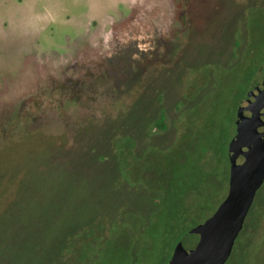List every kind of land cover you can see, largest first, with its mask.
Instances as JSON below:
<instances>
[{
    "label": "rangeland",
    "instance_id": "obj_1",
    "mask_svg": "<svg viewBox=\"0 0 264 264\" xmlns=\"http://www.w3.org/2000/svg\"><path fill=\"white\" fill-rule=\"evenodd\" d=\"M154 3L0 0V264H168L225 200L237 109L264 59V0H178L169 51L146 46L131 83L73 77L47 92L69 49L100 57L132 42ZM225 264H264V184Z\"/></svg>",
    "mask_w": 264,
    "mask_h": 264
},
{
    "label": "water",
    "instance_id": "obj_2",
    "mask_svg": "<svg viewBox=\"0 0 264 264\" xmlns=\"http://www.w3.org/2000/svg\"><path fill=\"white\" fill-rule=\"evenodd\" d=\"M256 98L264 106V92ZM245 110L252 108L238 109L236 135L228 148V194L210 218L189 231L188 235L198 237L197 245L186 250L178 243L168 264H225L231 256L256 194L264 184V132H258L263 124L257 112L246 117ZM240 156L244 157L242 164L237 163Z\"/></svg>",
    "mask_w": 264,
    "mask_h": 264
},
{
    "label": "flooded vegetation",
    "instance_id": "obj_3",
    "mask_svg": "<svg viewBox=\"0 0 264 264\" xmlns=\"http://www.w3.org/2000/svg\"><path fill=\"white\" fill-rule=\"evenodd\" d=\"M154 4L156 5V10L153 17H149V13L145 9H142L145 5L139 10L141 13L138 11V22L132 27L136 29L131 30V32L134 31L136 33H130L133 40L132 42L129 41V36L125 41H119L117 39V43L110 46L107 49L108 52H105V55L100 57H98L100 54H98L97 50L90 52L88 51V48H86L87 46L76 45L69 49V52L62 57V61L65 62L64 67L61 66V77L64 78V83L59 85L58 80H55L53 77L55 75L50 76L53 78H51V82H49L47 92H55L56 90L65 92V87L67 86L66 80L73 77L74 79L78 77H108L109 80L112 79L111 77H114L116 80L113 81H115V85L118 89H121L122 85L125 86L128 83H131L133 79L138 77L137 74H139L141 70L144 71L146 64L151 62H147V60L153 56L149 57L148 47L146 46H149V49L151 48L150 50L153 49L157 53L162 49V46L166 47V50L169 51L162 35L165 31L169 32V25H173L178 19H182V16L184 15L183 8L181 7V4L178 3V0H155ZM145 17H149L153 30L151 29L152 31L145 30L144 32H140L141 29L147 28V25L142 19ZM137 28H139L138 31ZM149 40L150 42H148ZM109 50L111 52L110 55ZM155 55L156 57L158 56V54L154 53V56ZM99 70L101 71L100 75L96 73ZM68 84L73 85L75 91L80 88L78 82L76 84H71L69 82ZM84 86L85 85L81 86V91H83ZM262 92H264V59L261 61L260 67L254 75L250 88L238 107L239 109L241 107L247 108L251 106L252 110L244 111L246 117H252L253 114L257 112L261 118V124H263L258 128V132H264V106L262 103L257 102L256 98V96ZM30 93L31 95L29 98L31 102L34 100L35 94H47L41 90L38 92L30 91ZM25 104L27 103L21 102L19 109L22 110ZM246 150L247 149L244 148V151ZM243 162L244 157L240 156L237 159V163L242 164Z\"/></svg>",
    "mask_w": 264,
    "mask_h": 264
},
{
    "label": "trees",
    "instance_id": "obj_4",
    "mask_svg": "<svg viewBox=\"0 0 264 264\" xmlns=\"http://www.w3.org/2000/svg\"><path fill=\"white\" fill-rule=\"evenodd\" d=\"M156 125L160 130L166 129V120L164 115H162V117L157 121Z\"/></svg>",
    "mask_w": 264,
    "mask_h": 264
}]
</instances>
